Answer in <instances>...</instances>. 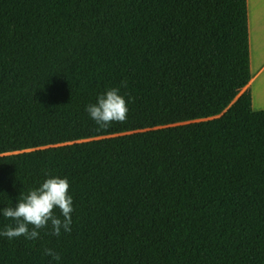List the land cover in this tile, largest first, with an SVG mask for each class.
Masks as SVG:
<instances>
[{"label": "trees", "instance_id": "16d2710c", "mask_svg": "<svg viewBox=\"0 0 264 264\" xmlns=\"http://www.w3.org/2000/svg\"><path fill=\"white\" fill-rule=\"evenodd\" d=\"M250 78L246 0H0V207L47 173L74 209L0 264H264ZM109 88L128 111L101 129Z\"/></svg>", "mask_w": 264, "mask_h": 264}, {"label": "clouds", "instance_id": "9594fccd", "mask_svg": "<svg viewBox=\"0 0 264 264\" xmlns=\"http://www.w3.org/2000/svg\"><path fill=\"white\" fill-rule=\"evenodd\" d=\"M84 111L90 120L101 129L112 122H123L128 111L124 96L118 88H109L97 94L94 103L85 106ZM20 194L15 204L0 207V217L11 223L0 228V238L11 241L21 236L25 240L39 238L41 229H50L53 236L69 232L72 223L73 199L69 195V181L66 177L49 176ZM59 212V215L56 214ZM44 254L50 257L49 264H58L60 255L50 248Z\"/></svg>", "mask_w": 264, "mask_h": 264}, {"label": "crops", "instance_id": "0c3cea01", "mask_svg": "<svg viewBox=\"0 0 264 264\" xmlns=\"http://www.w3.org/2000/svg\"><path fill=\"white\" fill-rule=\"evenodd\" d=\"M246 8L251 72L247 88L251 90L252 109L257 111L264 109V101L254 99V92L264 86V0H246Z\"/></svg>", "mask_w": 264, "mask_h": 264}, {"label": "rangeland", "instance_id": "374dc122", "mask_svg": "<svg viewBox=\"0 0 264 264\" xmlns=\"http://www.w3.org/2000/svg\"><path fill=\"white\" fill-rule=\"evenodd\" d=\"M264 81V80H263ZM263 83V82H262ZM261 83V84H262ZM261 90H264V86L262 85V87H261ZM261 90L258 92V93H256V92H254V99H255V102H258L259 100H261V101H264V92H261ZM250 93H251V90H250Z\"/></svg>", "mask_w": 264, "mask_h": 264}, {"label": "bare ground", "instance_id": "6f19581e", "mask_svg": "<svg viewBox=\"0 0 264 264\" xmlns=\"http://www.w3.org/2000/svg\"><path fill=\"white\" fill-rule=\"evenodd\" d=\"M261 92H264V90H261Z\"/></svg>", "mask_w": 264, "mask_h": 264}]
</instances>
